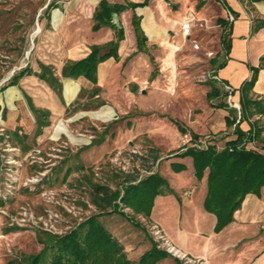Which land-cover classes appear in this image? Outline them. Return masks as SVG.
<instances>
[{"label": "crops", "instance_id": "1", "mask_svg": "<svg viewBox=\"0 0 264 264\" xmlns=\"http://www.w3.org/2000/svg\"><path fill=\"white\" fill-rule=\"evenodd\" d=\"M102 1L111 5H128L129 3L140 4L145 0H58L42 4L41 9L45 12L40 19L41 34L32 50L30 63L27 65L34 73L21 77L17 85H8L15 74L7 81L5 80L4 84L0 82V113L9 132L20 128L30 136L31 132L28 130L33 127L37 130V116L33 107L49 113L50 125L59 121V128L52 134L51 139L65 136L72 145L78 143L80 138H76L73 131L69 129L70 123L89 117L88 119L95 118L94 120L100 122L111 121L114 124H108L109 126H118L120 123L116 122L119 117L116 116L117 113L113 107L115 104L113 101L110 102L109 98L118 90L121 93L124 89H128L130 99H133L138 91L144 92V87L155 81L160 71L152 50L161 45H170L174 37L173 31L176 34L182 32L179 20L188 8L192 6L197 9L205 8L210 2L219 10V24L221 20L228 21L230 14L237 15L235 20L230 22L229 58L225 66L217 73L219 84L214 85L233 86L236 89L234 99L241 104V88L251 79L253 68H258L264 57V27L252 32L253 18L264 19V0L253 3L252 7L249 6L248 0H225V3L220 0H165L162 2L150 0L145 6H139L136 9L128 7L118 14L121 25L118 28H123L125 32V38L119 44V58L110 57L99 63L97 84L94 85L83 77L62 78V70L66 63L85 59L91 53L93 46L105 45L115 39V30L111 26L94 29V14ZM51 3H54V7L48 11ZM135 13L141 17V25L148 38L150 47L148 52L139 51L137 48V38L132 24ZM220 40L221 50L212 61L220 59L226 52L222 34ZM41 65L54 68L56 74L61 77L62 97L47 81L37 75L41 72ZM208 84L211 87L207 93L210 100L209 94L213 83L209 81ZM95 86L101 89L100 94L91 99H83L82 102L92 105L103 100L105 104L98 109H93L95 111L83 108V110L72 112L71 105L78 98L81 90L84 88L89 92ZM253 94L258 99H264V67L257 73ZM224 97L223 94L222 100ZM115 102L118 103L117 100ZM217 108L224 112L222 125L230 128L227 124L229 111L228 114L225 111L228 109ZM111 111L113 112L109 114ZM140 120L148 121L142 126V131L136 129ZM129 121L127 124L131 123V127L128 129L125 130L120 126L117 128L120 130L117 134L119 142H121L120 138L135 139L145 135L160 151L161 157L158 163L164 160L162 156L164 153H170L167 157H172L165 161L162 172V164H160L158 172L167 179L173 192L161 194L155 198L150 221L160 225L178 248L193 257L203 259L205 264H264V187L258 194H248L242 207L236 211L234 220L217 232V217L206 211L204 207L208 193L207 176L202 180L197 179L193 160L190 158L189 162H185L188 157H179V154L183 152V150L179 151L177 146L178 135L182 134L180 126L187 130L186 134L190 132L185 117L162 114L159 118H155L152 114L145 113L130 118ZM155 124H158L160 128L161 125L164 128L168 127L166 131L175 134L176 139L173 145L167 134L156 135L158 130L154 127ZM50 125L43 127L42 133L36 137L35 131L33 137L30 136V140L35 138L37 142V138L43 137ZM94 125L98 128V124ZM108 125H104L105 129L109 127ZM240 126L244 131L250 127L247 120L242 121ZM233 137L234 135L231 138ZM118 146L122 147L119 144ZM258 149L264 154V134ZM175 163L186 165V169L180 172L174 171L172 165ZM83 166H86L85 162ZM192 191L198 192V202L192 200ZM171 196H176L178 203L175 199L173 201ZM172 201L177 207L174 222L168 220ZM106 222H103L104 225L124 247L127 257L132 262H138L153 248L150 236L145 232L147 237L141 236L136 226L126 224L128 222H119L114 218ZM157 264L178 263L175 258L168 256Z\"/></svg>", "mask_w": 264, "mask_h": 264}, {"label": "rangeland", "instance_id": "2", "mask_svg": "<svg viewBox=\"0 0 264 264\" xmlns=\"http://www.w3.org/2000/svg\"><path fill=\"white\" fill-rule=\"evenodd\" d=\"M56 1L58 0H0V82L2 84L30 63L32 50L41 34L40 19L45 12L41 6L43 3ZM207 5L201 9L192 6L180 18V23L186 17L192 18L189 36L184 37L182 32L176 34L173 31L174 37L170 45H161L152 50L160 71L157 79L144 87V92L138 91L137 95L130 99L128 89H124L121 93L118 90L109 98V101L115 104L113 107L116 116L119 117L116 121L120 123L118 126L126 130L131 127V123L127 124L130 118L145 113L152 114L155 118H159L162 114H173L185 117L190 127L188 136L193 140V134H197L200 138L212 135L220 138L217 142L222 145L223 140L233 136L234 128L222 125L224 112L217 108L219 100L210 101L207 97V93L211 90L208 82L213 77L211 62L221 50L222 34L218 8L211 2ZM116 100L118 103L115 102ZM223 101L229 105L226 97ZM225 111L228 114V110ZM88 118L85 117L69 125L76 138H80L75 145H72L65 136L59 141L51 139L52 134L59 128V121H56L45 130L43 137L37 138L32 150L27 153L21 150L22 152L18 154L12 149L15 143L0 113V264H16V260H21L23 255L39 254L44 249L37 238V233L44 231L28 224L20 226L16 221L14 223L13 220L18 217L22 207L26 206L38 215L45 213L46 210H58L66 220V223L61 225L64 233L84 221L86 217L97 213L95 206L89 203V187L78 182L82 176V173L76 170L78 165H83L85 162L86 166H92L96 172L95 180L101 183L109 182L112 186L114 183L109 181V178L113 173H128L139 169L142 177L150 174L142 169L143 162L149 158V149L155 146L149 137L140 135L135 139L120 138L121 142H119L118 126H109L111 121L100 122L94 120L95 118L93 120ZM147 122L140 120L136 129L142 131V126ZM94 124H98V128ZM104 125L109 127L105 129ZM60 127L64 128L62 125ZM154 127L158 130L156 135L167 134L171 144L175 141V134L166 131L168 127L164 128L161 125L160 128L158 124ZM28 131L31 132L32 138L36 129L33 127ZM184 140H186L184 134L178 135V149L184 150ZM64 142L68 143L67 146L63 144ZM84 146L86 147L80 151ZM34 149L40 153H34ZM168 155L170 153L162 154L164 160H161L152 172L158 171L160 164H162L161 172L163 171L165 161L172 158L167 157ZM10 157H15V164H6V160L9 161ZM189 160L190 157L185 162ZM69 170L71 172L67 175ZM37 176L41 178L40 182L32 179ZM175 187L178 189L176 185ZM49 192L55 193L54 202L43 195ZM197 194L198 192L192 191L191 197L195 202L199 201ZM2 196L9 199L5 201ZM171 199L173 201L175 199L178 203L176 196H171ZM173 201L172 204L170 203L168 218L172 222L176 220L177 214V207ZM58 202L63 203V206L57 204ZM68 208L73 212L69 213ZM125 212L132 213L128 208ZM110 218L133 225L123 215L115 212L100 217V220L105 223ZM136 218L146 225L148 234L157 248L167 252L166 245L160 244L162 240H159L161 242L155 240L156 234L151 231V225L154 223L144 217ZM137 231L141 236H146L142 230L137 228ZM164 233L170 238L165 231ZM168 254L181 264H186V260L182 257ZM188 256L190 260L195 261V264H199V260L205 264L203 259L189 254Z\"/></svg>", "mask_w": 264, "mask_h": 264}, {"label": "trees", "instance_id": "3", "mask_svg": "<svg viewBox=\"0 0 264 264\" xmlns=\"http://www.w3.org/2000/svg\"><path fill=\"white\" fill-rule=\"evenodd\" d=\"M150 0L143 3L128 5H111L102 1L97 7L94 19V29H100L103 26H111L115 30V39L105 45L93 46L91 53L82 60L66 63L63 67L61 77L79 79L85 78L92 84H97V70L99 63L110 57L119 58L118 49L120 42L125 38L123 28H118L113 23L112 13L120 14L126 8L136 9L139 6H145ZM225 3V0H220ZM261 0H248L249 6ZM54 7V3L48 6V11ZM253 10V8L251 9ZM237 17L236 14H233ZM133 28L137 38V48L139 51L148 52V38L141 25V17L136 13L132 20ZM222 42L225 53L220 59L212 61L213 77L222 69L229 58L231 23L221 20ZM264 27V19L253 18L252 32L258 31ZM264 67V57L258 68H253V75L250 80L244 83L241 88V114L242 121H249L250 129L244 131L237 123L238 110L231 108L223 102L222 96L226 97L224 84L221 86L219 81L211 78L213 83L212 91L209 94L210 100H219L217 107L226 108L229 111L227 124L234 128L233 138L223 140V148L218 149L217 145H210L206 149L187 147L179 157H190L193 160L195 176L202 180L207 176L208 193L204 202L206 211L213 213L217 217L216 231H221L225 226L234 220L237 210L242 207L246 196L250 193L258 194L264 187V154L259 151V142L263 140L264 134V99H258L253 94V89L257 79L259 69ZM34 71L26 66L16 73L8 82V85H17L21 77L26 74H33ZM40 78L47 81L50 86L62 97V81L54 68L41 65V72L37 74ZM101 89L93 87L89 92L84 88L78 95V98L71 105L72 112H77L82 108L98 109L105 101L100 100L97 104H84L83 99H91L99 95ZM33 107V106H32ZM37 116V130L35 137L42 133L45 126L50 125L49 113L38 110L33 107ZM182 134L187 130L180 126ZM14 145L27 153L33 149L36 144L35 138L30 140V136L23 129H16L10 132ZM197 140L200 136L193 134ZM220 140L216 137L215 142ZM255 141L250 144L248 142ZM182 148L179 149V151ZM148 159L142 164V169L148 171L145 177H142L139 169L128 173H113L109 182H97L95 180L94 168L92 166L78 165L76 170L82 173L78 179L80 184H86L90 189L89 203L95 206L97 213L86 217L63 235H54L47 232H38V241L44 246L39 254L23 255L21 260H16V264H157L160 260L170 256L167 252L159 250L153 239V248L146 252L138 262H132L124 250V247L110 233L104 223L100 220L101 216L111 213H119L134 226L148 234L146 225L137 220L138 217H144L149 222L155 198L158 195L173 192L169 182L158 171L152 172V169L160 160L161 154L156 146L149 149ZM174 171L180 172L186 169V165L175 163L172 165ZM68 171L67 175L70 174ZM116 186V188H114ZM130 209L132 213L125 212ZM47 235V237L45 236ZM149 235V234H148ZM151 238V237H150ZM178 264H181L177 260Z\"/></svg>", "mask_w": 264, "mask_h": 264}, {"label": "built area", "instance_id": "4", "mask_svg": "<svg viewBox=\"0 0 264 264\" xmlns=\"http://www.w3.org/2000/svg\"><path fill=\"white\" fill-rule=\"evenodd\" d=\"M235 20V16L230 14L229 15V21L232 22ZM181 27H182V33L184 37H187L190 35L191 33V29H192V18L191 17H186L182 22H181ZM217 76V75H216ZM214 76L215 79H217V77ZM224 88L226 91V98L228 100V103L230 105L231 108H235L238 110V119H237V123L242 121V114H241V104L239 102H237L234 99V94L236 92V89L229 85V84H224ZM249 122V121H248ZM250 129V128H249ZM248 129V130H249ZM247 130V131H248ZM186 140H184V146L183 149L185 150L187 147H195V148H200V149H206L208 148L210 145H217L218 149L221 150L223 148L222 145L218 144V142H215L216 137L212 136V135H207L205 138H200L197 140H193L192 138H190L188 136V134H184ZM61 139V137L59 139H57L58 141ZM190 143V144H189ZM250 144L255 143V141H251L248 142ZM64 145L67 146V142L63 143ZM60 146V145H58ZM13 151H16L18 154H20L21 148L15 146L12 148ZM60 150V148H59ZM34 153H40V151L34 149L33 150ZM7 158V157H6ZM11 158V157H10ZM8 158V159H10ZM16 163V159L11 158L9 161L6 160V164H15ZM34 179V181L36 180V182H40L41 178L37 176V178H32ZM45 197H47L48 199H50L52 202H54V198H55V193L50 192L49 193H44L43 194ZM5 198L4 200L7 201L9 198L2 196V199ZM60 206H63V203L60 204L59 202L57 203ZM66 205V204H65ZM67 206V205H66ZM67 209V207H66ZM69 213L73 212L72 209L67 210ZM14 223L16 221V223L20 226L23 225H31L34 228H38L41 231L50 233V234H54V235H63L65 234L64 232H62L61 230V225L62 223H66V220L63 218V214L61 212L54 211V210H46L45 213H42L40 215L35 214L33 211L30 210V208L24 206L21 208L19 215L17 218H15ZM72 228V227H71ZM70 228V229H71ZM69 229V230H70ZM68 230V231H69ZM67 231V232H68ZM151 231H153L156 234L155 240L161 242L160 244L162 245H166L167 248V252L171 253L173 255H177L179 257H182L183 259L186 260V264H195V261L190 260L191 258L188 256V254L186 252H184L183 250H181L180 248H178L171 240L170 238L166 237L162 227L156 223L151 225ZM161 247V246H159ZM199 264H203L200 260L198 261Z\"/></svg>", "mask_w": 264, "mask_h": 264}, {"label": "water", "instance_id": "5", "mask_svg": "<svg viewBox=\"0 0 264 264\" xmlns=\"http://www.w3.org/2000/svg\"><path fill=\"white\" fill-rule=\"evenodd\" d=\"M113 23L116 26L121 27L120 22H119V15H118V13H113Z\"/></svg>", "mask_w": 264, "mask_h": 264}]
</instances>
